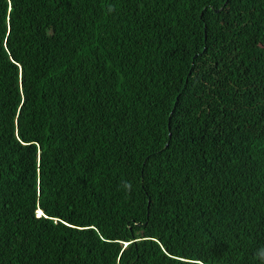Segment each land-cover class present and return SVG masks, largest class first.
I'll return each mask as SVG.
<instances>
[{
  "label": "trees",
  "instance_id": "1",
  "mask_svg": "<svg viewBox=\"0 0 264 264\" xmlns=\"http://www.w3.org/2000/svg\"><path fill=\"white\" fill-rule=\"evenodd\" d=\"M0 264H264V0H0Z\"/></svg>",
  "mask_w": 264,
  "mask_h": 264
},
{
  "label": "snow or ice",
  "instance_id": "2",
  "mask_svg": "<svg viewBox=\"0 0 264 264\" xmlns=\"http://www.w3.org/2000/svg\"><path fill=\"white\" fill-rule=\"evenodd\" d=\"M36 215L37 217H43L45 215V212L39 208L36 209Z\"/></svg>",
  "mask_w": 264,
  "mask_h": 264
}]
</instances>
